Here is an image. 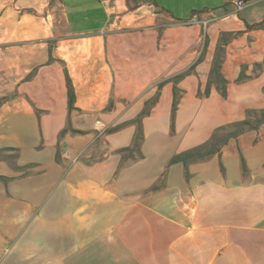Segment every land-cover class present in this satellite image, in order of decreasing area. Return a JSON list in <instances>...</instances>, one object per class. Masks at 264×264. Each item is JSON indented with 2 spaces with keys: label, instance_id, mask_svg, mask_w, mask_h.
Here are the masks:
<instances>
[{
  "label": "crops",
  "instance_id": "0c3cea01",
  "mask_svg": "<svg viewBox=\"0 0 264 264\" xmlns=\"http://www.w3.org/2000/svg\"><path fill=\"white\" fill-rule=\"evenodd\" d=\"M236 1L0 0V264H264V122L169 164L264 109Z\"/></svg>",
  "mask_w": 264,
  "mask_h": 264
},
{
  "label": "trees",
  "instance_id": "16d2710c",
  "mask_svg": "<svg viewBox=\"0 0 264 264\" xmlns=\"http://www.w3.org/2000/svg\"><path fill=\"white\" fill-rule=\"evenodd\" d=\"M218 77V76H217ZM67 82V88H68V107L71 110L74 105V91L71 85V82L69 78H66ZM175 111V104L173 105L172 112ZM145 111H142L140 116L144 115ZM245 118L242 121L232 123V124H227L223 125L219 128H216L210 137L209 140L206 142L192 148L189 151L183 152L176 154L172 156V158L169 161V164H175V163H183L184 165H187L190 162H194L197 160H202L205 159L208 156H211L212 154L215 153L217 148L226 142V140L233 135H237L239 133H243L249 130H255L257 129L263 122H264V109H247L245 111ZM139 123V119H138ZM139 125V124H138ZM68 131V128L64 129L61 134L63 135L65 132ZM140 128L139 126L137 127V132H136V137L135 141L136 143L138 142L139 139V134H140ZM222 133H226V135L222 136ZM219 145V146H218ZM7 151H13L10 149H0V157H4V153ZM17 158V155H11L8 157V161L12 168L17 169L18 167L15 164V159ZM1 180H7V178L0 177Z\"/></svg>",
  "mask_w": 264,
  "mask_h": 264
},
{
  "label": "built area",
  "instance_id": "2783aa9c",
  "mask_svg": "<svg viewBox=\"0 0 264 264\" xmlns=\"http://www.w3.org/2000/svg\"><path fill=\"white\" fill-rule=\"evenodd\" d=\"M102 1H103L104 5L106 6V4L108 3V0H102ZM244 2H245L244 0H237L235 2V5L237 8H241L244 5ZM97 124H99V122H97Z\"/></svg>",
  "mask_w": 264,
  "mask_h": 264
},
{
  "label": "rangeland",
  "instance_id": "374dc122",
  "mask_svg": "<svg viewBox=\"0 0 264 264\" xmlns=\"http://www.w3.org/2000/svg\"><path fill=\"white\" fill-rule=\"evenodd\" d=\"M244 120V119H243ZM242 121V120H241ZM223 125H227V124H223ZM223 125H220V124H218V125H216V126H208L210 129H212V134H213V132H214V130L216 129V128H219V127H221V126H223ZM213 127V128H212ZM212 134H211V136H212Z\"/></svg>",
  "mask_w": 264,
  "mask_h": 264
}]
</instances>
